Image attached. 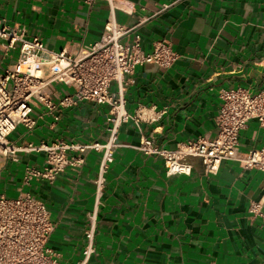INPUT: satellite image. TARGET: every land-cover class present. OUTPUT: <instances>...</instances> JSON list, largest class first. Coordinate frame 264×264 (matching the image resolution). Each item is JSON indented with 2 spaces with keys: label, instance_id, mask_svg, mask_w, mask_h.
I'll return each instance as SVG.
<instances>
[{
  "label": "crops",
  "instance_id": "0c3cea01",
  "mask_svg": "<svg viewBox=\"0 0 264 264\" xmlns=\"http://www.w3.org/2000/svg\"><path fill=\"white\" fill-rule=\"evenodd\" d=\"M120 23L134 27L143 48L166 40L179 54L168 68L138 65L123 81L126 110L139 126L125 122L107 173L96 217V253L89 264H264V170L224 160L207 174L191 158L190 175H169L162 157L136 147L143 137L161 148L215 137L222 107L220 91L245 87L264 91V0H119ZM164 4L171 6L162 10ZM105 1L0 0V22L40 37L54 53L73 54L103 35ZM54 97L71 89L54 85ZM119 96L117 82L110 87ZM34 129L10 134L16 146L44 140L105 142L112 113L108 104L83 101L51 113L34 109ZM240 150L264 149L257 119L239 135ZM19 161L0 155V194L30 192L43 200L54 229L47 246L63 264H77L95 209V180L101 153L90 151L80 170L67 168L52 185L22 183L26 165L43 167L45 153L19 152Z\"/></svg>",
  "mask_w": 264,
  "mask_h": 264
},
{
  "label": "built area",
  "instance_id": "2783aa9c",
  "mask_svg": "<svg viewBox=\"0 0 264 264\" xmlns=\"http://www.w3.org/2000/svg\"><path fill=\"white\" fill-rule=\"evenodd\" d=\"M96 1H105L108 5L103 35L93 45L80 44L73 54L51 52L40 37L27 39L23 30L0 22V155L18 162L19 152L45 153L43 167L25 166L22 183L43 180L52 185L67 168L80 170L88 152L101 153L95 180V209L89 216L86 243L77 264H89L96 253L97 210L104 195L107 173L120 146V129L130 120L137 126L140 123L138 112L133 115L126 110L124 77L138 65L154 62L168 68L179 58L166 40L155 41L153 50L145 51L141 35L117 18V10L129 12L121 1L83 0L90 7ZM170 6L164 4L162 10ZM113 82L119 87L117 97L110 94ZM54 85L65 86L72 92L56 98L50 90ZM220 98L223 103L215 137L182 142L175 149L158 147L150 138L143 137L136 148L146 155L162 157L169 175H190L191 158H200L207 174H216L224 160L238 161L244 168L264 170V149L242 152L239 142L240 132L250 120L257 119L264 127V91L253 92L245 87L222 89ZM83 101L110 106L112 117L105 142L57 139L51 143L42 140L16 146L9 140L20 125L34 129V109L54 113ZM53 229L50 211L43 200L30 192H21L16 197L0 194V264H63L47 246Z\"/></svg>",
  "mask_w": 264,
  "mask_h": 264
},
{
  "label": "rangeland",
  "instance_id": "374dc122",
  "mask_svg": "<svg viewBox=\"0 0 264 264\" xmlns=\"http://www.w3.org/2000/svg\"><path fill=\"white\" fill-rule=\"evenodd\" d=\"M0 60H1V58H0ZM4 63H5V65L8 63V60H6V61H4Z\"/></svg>",
  "mask_w": 264,
  "mask_h": 264
}]
</instances>
